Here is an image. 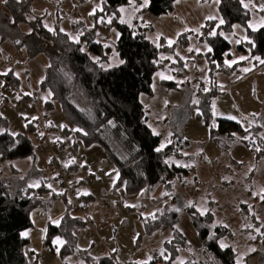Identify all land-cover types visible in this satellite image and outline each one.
<instances>
[{
    "label": "trees",
    "instance_id": "16d2710c",
    "mask_svg": "<svg viewBox=\"0 0 264 264\" xmlns=\"http://www.w3.org/2000/svg\"><path fill=\"white\" fill-rule=\"evenodd\" d=\"M175 1L148 0L144 10L155 16L164 15L173 10ZM0 2V42L9 38L17 49L25 50L28 58L39 54L46 58L48 65L39 82V90L48 91L51 95L45 108H57L76 128V136L84 147L97 144L104 150L118 173L113 189L123 188L127 195H149L158 186L165 185L167 191L164 197L170 195L168 189L171 180L178 175L180 169L170 166L167 159L178 153L174 142L160 148V136L155 135L147 125V109L142 104L140 95L152 94V77L161 66L159 54L173 52L177 45L185 46L189 33L180 34L171 45L164 42L155 45L146 37L150 27L143 26L138 15L130 25L120 23L118 8L126 5L129 0H101V7L94 16L100 19L101 26L115 28L118 38L111 44L96 41V29H92L81 40L74 41L57 27L53 30L45 28L40 19L27 21L32 0ZM218 11L223 24L209 20L198 33L193 34L198 41L207 43L211 48L205 54L208 63V92L202 104L207 112L206 122L211 116L212 96L223 92L217 88L216 74L236 70L235 65L229 67L224 62L230 45L221 32H230L234 24L241 25L251 43L246 42L244 46H238L239 49L248 47L252 57L264 59V27L255 30L249 27L250 13L241 1L219 0ZM109 18L112 20L110 24L107 23ZM27 22L31 24L32 30L28 33L20 31L18 26ZM213 32L216 34L212 35ZM112 51L116 52L120 62L105 66ZM178 64L183 66L179 59ZM2 78L5 80L4 88H8V84H17L12 73H7ZM162 84L169 89L177 87V82L173 81H163ZM203 89V84H200L199 92ZM0 123L6 125V118H1ZM26 126V133H0V162L29 157L34 168L32 172L36 174L39 171L36 145L29 135L36 125L30 122ZM46 130L51 131V128L47 127ZM248 132L240 123L226 119H218L217 128L212 129V133L219 137L228 138L234 134L244 138ZM250 150L254 151L257 159L264 156V148ZM48 192L52 195L48 199L43 198L42 195ZM63 197L64 192H54L46 185L45 180H39L36 187H14L12 183L0 181V264H29L24 252L27 239L22 232L32 226L31 211L35 208L48 210L54 199ZM91 200V195L76 197L81 208ZM262 203L264 204V199ZM67 204L69 211L62 216L59 224L47 225L44 244L52 249L53 238L60 237L64 241L58 252L62 260L76 256L81 264H118L109 255L95 258L87 250L78 247L75 232L83 229L86 221L75 212L73 201L70 200ZM179 204L170 208L166 203L154 215L142 218L146 234L157 229L172 230L171 237L163 243L165 256L160 255L142 264H170L179 249L186 250L191 255V260L184 264H236L234 250L230 246L221 247L219 244L222 237L232 238L231 230L223 225L213 226L211 210L201 213L192 204ZM245 206L243 205V209L247 216L244 218L247 220L251 217L257 224L254 215ZM183 211L197 233L200 245L196 249L175 228ZM261 236L264 241V234L261 233Z\"/></svg>",
    "mask_w": 264,
    "mask_h": 264
},
{
    "label": "rangeland",
    "instance_id": "374dc122",
    "mask_svg": "<svg viewBox=\"0 0 264 264\" xmlns=\"http://www.w3.org/2000/svg\"><path fill=\"white\" fill-rule=\"evenodd\" d=\"M242 4L244 7L247 5L251 28L262 27L264 11L261 6H264V0H243ZM100 7L101 0H32L27 21L40 19L45 28L53 30L57 27L74 41L81 40L87 32L96 29L95 40L102 42L106 37V43L111 44L118 38V32L115 28L100 25V19L94 16ZM1 10L6 12L3 8ZM124 18L127 24L132 22L127 16ZM18 27L22 32L32 30L28 22ZM7 48L17 49L9 38L0 42V55L6 53ZM250 61H247V66L241 67L240 72L223 73L222 77L227 80L218 81L223 92L212 96L208 122L205 121L207 112L202 104L208 90L204 88L200 93L199 82H189L181 90V94L178 90L165 88L164 92L157 89L151 95H140V100L147 109L148 127L160 136L163 148L174 142L178 154L168 157L167 162L180 170L171 180L168 189L170 195L164 197L167 188L160 185L149 195L136 193V199L127 200L129 216L137 215L138 221L143 225L142 218L150 216L147 213L149 209L151 215H154L166 203L172 208L177 203L180 205L179 203L185 202L192 204L199 212L211 208L214 217L212 225L228 227L234 244L240 245L245 238L253 236L261 242L262 232L253 224L251 217L247 220L244 218L247 214H244L246 210L243 209V205H246L248 212L254 215L256 205L263 204L261 197L264 195V156L257 159L254 151L250 150L264 148V63L254 66ZM119 62L116 52L112 51L105 66L117 65ZM42 72L44 74V69ZM3 84L4 80L0 76V119L7 120L6 125L0 123V133H26L27 122L34 121L36 128L29 135L36 145L37 167L41 174L51 176V158L67 156V147H75V142L79 140L76 128L69 123V130L61 128L54 133L46 130L47 123L43 119L38 122L32 118L36 113L33 102L20 100L17 92L4 88ZM157 101H166L168 104L160 107ZM218 119L240 123L249 131L245 136L247 139L239 134L228 138L212 133V129L217 128ZM217 136L219 138L214 139ZM59 140L66 144H56ZM107 160L111 161L108 157ZM31 164L29 157L0 162V181L12 183L14 187L27 185V176L34 171ZM251 188L253 190L249 192ZM255 195H258V199H255ZM179 219L182 222L187 219L191 226L184 211ZM144 234L147 235L145 231ZM189 243L193 249L200 245L199 242ZM238 252L240 262L242 251Z\"/></svg>",
    "mask_w": 264,
    "mask_h": 264
},
{
    "label": "crops",
    "instance_id": "0c3cea01",
    "mask_svg": "<svg viewBox=\"0 0 264 264\" xmlns=\"http://www.w3.org/2000/svg\"><path fill=\"white\" fill-rule=\"evenodd\" d=\"M218 3L219 0H176L173 10L160 16L145 11L148 2L145 5L144 0H129L126 5L118 8L120 19L123 17L124 20V16H127L130 21H133L138 15L142 25L150 27L146 32V37L155 45H159L161 42L171 45L180 34L189 33L185 46L177 45L173 52L159 54L161 66L152 77V94L157 89L162 92L166 90L167 87L162 84L163 81L177 82V87L173 89L178 90L180 94L181 90L193 81L208 88L206 82L208 63L205 54L210 47L207 43L198 41L193 34L198 33L206 21L214 20L220 23ZM120 9H124V11L121 12ZM209 17L213 19H209ZM221 35L230 45L224 62L229 67L236 66V70L233 72H240L241 67H244L249 60L254 66L262 64L260 61L264 59L258 60L256 57H252L248 47L239 49L238 46H244L246 42L250 41L241 25L234 24L230 32H221ZM104 39L106 37L102 40L105 43L107 39ZM169 41L172 43L169 44ZM237 41L240 42L237 43ZM7 49L6 53L0 55V76L12 73L17 80L15 86L8 84V88L17 92L20 95V100L35 102L32 103V106L36 113L32 118L38 122L43 119L47 123L46 128H51L53 133L61 128L69 127V122L57 108L51 110L45 108V103L51 100L50 92H39V82L44 75L42 69L48 65L46 58L39 54L28 59L24 49H16L17 51ZM241 57H245V59H240ZM178 59L183 66L178 64ZM222 76L223 73L218 72L215 77L219 90L223 89L219 87L221 84L218 81L220 79L227 80ZM165 104L168 102L157 101V105L160 107ZM59 143L66 144L65 141L60 140L56 144ZM75 143L74 148L67 147V156L51 158V176L41 174L40 171L36 174L32 172L27 176V185L30 187H36L39 180H45L46 185L54 192L65 193V197L54 199L48 210L35 208L31 211L32 226L22 232V235L27 233L23 237L27 239L24 252L29 264H81L76 256L67 257L65 260L59 257V249L64 243L62 238H53L52 249L44 244L47 225L59 224L62 216L69 211L67 202L70 200L74 202L75 212L86 221V226L75 232L77 245L79 248L87 250L91 256L97 258L109 255L118 264H142L156 259L160 255L165 256L163 243L171 237L172 230L170 228L157 229L151 234L145 235L143 225L138 221L137 215L129 216L127 211L129 206L127 200L136 199L137 194L126 197L123 188L113 189L118 173L115 165L107 160L104 150L96 144L84 147L79 140ZM161 146L160 143V148H163ZM36 161L38 162V157ZM62 178L66 179L68 187L65 186ZM252 190L251 188L249 192ZM51 195L52 193L48 192L42 197L48 199ZM80 195L92 196V200L83 208L76 202V197ZM254 197L258 199V195ZM256 206L257 210L254 216L257 224L254 222L253 224L264 234V204ZM147 213L151 215L152 212L149 209ZM186 220L182 222V219H179L175 228L184 235L187 242L192 241L197 244L199 242L197 233ZM57 241H62V243H57ZM219 244L221 247L222 245L230 246L234 250L236 264H264L263 239L260 242L259 238L253 236L245 238L240 245H237L234 244L233 238L222 237L219 239ZM238 250L242 251L240 262H238ZM190 260V253L179 249L177 256L170 264H184ZM160 264L165 263L161 262Z\"/></svg>",
    "mask_w": 264,
    "mask_h": 264
},
{
    "label": "snow or ice",
    "instance_id": "6c2138e0",
    "mask_svg": "<svg viewBox=\"0 0 264 264\" xmlns=\"http://www.w3.org/2000/svg\"><path fill=\"white\" fill-rule=\"evenodd\" d=\"M147 2H148V0H144V4L145 5H147ZM241 2L243 3V0H241ZM245 7H247V5H245ZM261 10L262 11H264V6H261ZM120 11L121 12H123L124 11V9H120ZM209 19H213L212 17H209ZM112 22V20H111V18H109L108 20H107V23H111ZM120 23H126V21L125 20H123V19H121L120 20ZM224 23V21L221 19L220 20V24H223ZM262 27H264V24H262L261 25ZM249 27H252V25H249ZM253 30H255V28H253ZM212 35H215L216 33L215 32H213V33H211ZM240 41H237V43H239ZM250 43H251V41H249ZM172 43V41H169V44H171ZM189 51H191V49H189ZM208 51L210 52L211 51V48H209L208 49ZM240 59H245V57H241ZM256 59H258L259 60V57H256ZM261 63H264V60H261L260 61ZM121 63H123V61H121ZM245 71H247V69L245 70ZM163 78V77H162ZM228 119H235L234 117H228ZM245 139H247V137H245ZM161 147H163V145L161 146ZM157 151H160V149H157ZM262 199H264V196H262L261 197ZM23 235H27V233H23ZM57 243H62V241H57ZM222 247H224V245H222Z\"/></svg>",
    "mask_w": 264,
    "mask_h": 264
},
{
    "label": "built area",
    "instance_id": "2783aa9c",
    "mask_svg": "<svg viewBox=\"0 0 264 264\" xmlns=\"http://www.w3.org/2000/svg\"><path fill=\"white\" fill-rule=\"evenodd\" d=\"M62 179H63V183L65 184V186L68 187V183H67L66 179L65 178H62Z\"/></svg>",
    "mask_w": 264,
    "mask_h": 264
}]
</instances>
